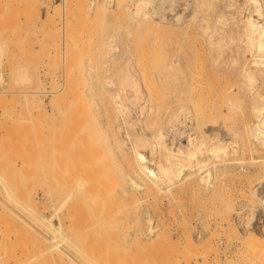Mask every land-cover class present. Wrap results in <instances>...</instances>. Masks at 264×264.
I'll list each match as a JSON object with an SVG mask.
<instances>
[{
    "label": "rangeland",
    "instance_id": "1",
    "mask_svg": "<svg viewBox=\"0 0 264 264\" xmlns=\"http://www.w3.org/2000/svg\"><path fill=\"white\" fill-rule=\"evenodd\" d=\"M65 1L66 3L64 4ZM89 1L90 0H0V78L2 77L0 79V176L2 175L3 178H0V183L2 182L0 185V211H4L0 213V264H158V262L159 264H164L162 262L166 261L165 256H167V250L170 251L168 254H170L171 251L173 253L169 256H174L178 253V251L175 252L176 254L174 253V250L176 251L177 249H174L173 246L175 245H172L174 244L172 242L176 241L175 244L178 243V246L183 245V234H185L186 231L191 236L193 243L196 242L197 244H200H198V246H195L197 244H194L195 248H199V251L197 249L192 251H198L199 255L201 256H196V254L193 253L188 264H194V262L197 260L198 261L195 262V264H205L206 262V264H264V262H262L264 261V256H262V254H264V249H262L264 248V237H262L264 236V231H262L264 230V225H262L264 224V198H253L249 194L250 191H247L248 188L252 191L254 186H256L255 191L258 194L264 196V181H260V174H264V164H261V162L264 163V160L260 161V158L264 157V149L261 148L257 141L250 138V136H248V138L244 130V127L247 125V127H249L250 122H253L254 120V114L251 111V101L249 98L250 85L248 86V83L245 81L243 76V69L247 67L246 70H249L250 68H253V66H250V64L247 63L250 51L248 53V50L241 48V46H243V36L239 34V28L242 26L241 18L243 14L247 12V8L249 7L248 1L176 0L175 2V0H173L174 2L172 5H165V10L167 9L165 15H172L174 13L179 14L180 12L181 21L179 20V23L181 24L178 26L181 30L185 29L186 27V31H184L186 33L185 38H187L179 41L180 43L178 42L177 46L180 45L181 47H174L176 48L177 53L183 56V58H189L190 62L187 63V61L184 59L186 63L184 64L185 66L182 68V70L176 71L177 77L174 78L176 82L180 83L179 85L177 84L178 90L180 89V94L181 92L182 95L183 93L185 94V96H182L178 93L182 100L176 102V104L179 103V105L184 104L183 109L185 110L183 115L185 116L186 122L184 121V123H182L180 130H184L185 133L188 131H193L195 133H193V135H196L197 137H205L206 140L209 138L206 136V134H209L210 137H213L214 134L215 136L218 135L219 137L221 136V138L229 139L228 137L230 134L236 132L238 135L236 133L234 134L236 135L235 138H237L239 146L238 151L234 152L230 150L228 152V158L230 159L227 160V164H222V166H220L221 168H224L225 171H227L221 176V178L215 181V184L210 188L205 189L204 185L197 179L196 183L198 185H196L199 188H197V186H193V188L190 185H185L182 183L183 185L177 184L172 186L170 188L171 191L168 190L166 193L164 191H159L156 188H147L146 190L145 187L142 188L143 190H132L128 178L129 173L126 172L127 170H125L123 167L122 162L119 161L120 159L116 157L110 158L109 156L106 158V155L108 154L104 146V144H106V134H108L106 132L108 131L107 125L109 123V118L113 115L116 116L117 114L114 104H112L111 100L110 102L109 99H107L112 93H114V90L121 93V96L123 95L126 97H123V99H126V106L129 108L131 106L136 107V109L134 108L136 112H133V107L130 108L131 110L129 109V113L131 114L129 115L131 118H128L132 120L137 118V120L134 119V121H137L138 124L140 123L143 125L142 122L146 118L145 115H149L147 118L150 121H154L155 119L157 120L158 116H161V118L165 119L166 115H168V109L166 110L163 108H158L156 106V101L154 100L155 95L153 85L155 82V47L152 41L154 36L153 33H155L154 29L156 28L155 22L158 20V18L154 15H150V19L144 20H150V22L153 20L152 24L155 26L150 23L152 25L151 26L148 24L149 27L151 26L150 28L147 26L141 28L137 27L135 25L136 22L127 16V8H123V11H120V14L117 12L118 9H116L117 14L115 13V10H113L114 12H108L109 14L107 16H102L98 14L97 11H95L97 9H94L95 7L93 8ZM94 1H96L95 3L97 7L98 4L101 5L102 3L108 6L109 2H111L109 0ZM125 1L128 5L127 7H130L128 4L129 1ZM95 3L93 6H95ZM56 6L61 8L59 11L53 12L54 9L56 10ZM193 11L195 15L192 13ZM220 14H222V22L219 20L216 21L218 17L217 15ZM126 16L129 18V20ZM163 19L165 20L167 18ZM130 20H132L135 24H131L132 21ZM182 23H184L183 25H185V27H183ZM186 50L188 53L185 52ZM177 72L181 73L178 74ZM191 72L195 73L191 74ZM184 74L187 75V78L186 75L183 76ZM179 76H182L185 79ZM194 76L201 79H197L196 81ZM191 78L193 79L191 80ZM181 79H183V83ZM192 81H194L195 84H193ZM190 82L193 87L192 85H189ZM189 86L192 88L188 90ZM191 90H194V92L192 93ZM261 90H264V87H262ZM189 91L191 95V97H189L192 102L188 101L190 100L188 98ZM195 94L196 97L194 98ZM40 98L43 102V106H40V109L32 107V102L30 103V101H33V99H36L37 101ZM61 99L63 103L62 101L60 103ZM185 99L187 100L186 102H184ZM195 99L198 102H196ZM76 100L78 101L77 105L74 103ZM27 101L28 103H26ZM106 101H109L110 103ZM72 103L75 104V107H73L74 109H72ZM192 103H196V107H193L194 104ZM100 105H102V107ZM68 107L71 109H67ZM64 108L67 110V113L66 111H58L61 109L64 110ZM193 108H198L197 110L199 112L197 110L194 111ZM59 112L64 113L61 114ZM205 112L208 113L209 117ZM150 113L154 115L152 116ZM199 113H201V115ZM64 115L66 117H64ZM202 117L203 119H200ZM213 117L214 120L216 119V121H213L214 126L212 121L210 122ZM96 119L97 122L95 121ZM205 119H208V121H203ZM198 121L200 122L198 123ZM94 122H96V124ZM137 123L134 125V127L137 126L136 129H138L140 125ZM63 128L68 130L65 132L66 134H64L65 130ZM83 128L86 131H83V133L80 135L79 129L81 131ZM72 131H75V134ZM96 131L99 136H97L95 133ZM212 131L215 133L210 134ZM84 132L86 134L89 132V134L84 136ZM150 133L151 130L146 129V136H149ZM61 134H64L65 137L61 136ZM75 135L80 137H77L79 140L73 139L76 138ZM91 135H95L96 137ZM182 135L184 136V134ZM69 136L72 137L73 141L75 140L76 144L72 141L71 144H68V141L70 143L69 139H71ZM64 140L65 142H62ZM96 141H98L100 145H98V142L96 143ZM85 142L87 143V146H89L90 143L96 146H89L90 148L88 147L87 150L85 148L86 145L84 146L83 144ZM48 143H51V145ZM79 144H82V147L84 146L83 150L85 148L84 156L82 155L83 152L82 149H80L81 145ZM67 145L71 146L70 148L73 146V152L71 151L73 156L71 157H74V154L77 152L75 154L76 158L69 157V152L66 151V154L65 151H63V149H70L67 148ZM75 145H77L76 147L78 149L76 150L75 148L76 151L74 152ZM49 148H51V152ZM144 148L145 149L140 147V150L142 149L141 152L147 159H151L149 148L147 146ZM59 149V152L62 150L65 153V156L68 155L67 160L65 157H63L65 162L64 159H62L63 152L61 153L59 159V152H57ZM90 149H97L96 151L93 150L94 160L93 157H91L92 155H90L92 153H90ZM78 150L80 151L79 154ZM72 153H70V155ZM94 154L95 156L97 155L96 158ZM101 154L103 155L100 157ZM87 155L88 158L86 159ZM204 157H206V155ZM70 158L72 160L75 159L73 160L75 161V163L73 162L74 167L72 164H69L71 163ZM89 158L92 159L91 163L95 161L93 163H96V165L93 164V168L98 169V171H95L93 168H91V163H88L91 160ZM98 158L101 159L102 162L104 160L102 167L101 164H99L101 161ZM68 159L70 161L69 163ZM80 159H82V162ZM108 159H111L112 161L115 159L112 163L116 166H111L112 164H109L110 162L108 163ZM116 159H118V161H116ZM106 160L109 165H105ZM83 161L85 164L88 163L86 165H91V167L85 165L88 170H86V167H84ZM2 162L5 163V166ZM218 163L223 162L219 161ZM62 165H64V167H62ZM76 166L77 168H75ZM108 166H111V168L109 167L111 171H108L110 173L106 172ZM72 167L75 168V170H73L75 171L73 175H75L74 179H72L73 176H69L72 179L69 181L70 178L66 179L63 177H65V172L66 176L69 172H72ZM208 167L210 173L213 174L216 171L214 163L210 162ZM79 170L83 173H81ZM84 171H88L86 175ZM92 171L94 172L92 173ZM102 171L105 173V175L102 173ZM89 173L93 175L90 176ZM114 173L118 175L115 176ZM83 174L88 176L90 181H87V177H83ZM68 175H70V173ZM109 176L111 177L110 179H112L109 180L110 182L107 179ZM256 178H259L258 180L260 182H258ZM53 180H55L56 183L55 181L53 182ZM66 180H68L67 183ZM101 182H104L105 185L103 183L101 184ZM217 182L219 183L217 184ZM80 183L82 184L78 189ZM107 184L108 186L112 187L106 188L108 187L106 186ZM4 187H6L8 190L11 189L10 192L13 191L12 193H14L16 196L20 190L24 193L19 192L20 195L16 197L17 199H10L6 195V188ZM184 187H187V189ZM190 187L194 190H192ZM84 188H86V192L89 191L87 192L88 194L84 193ZM93 188L96 189L93 190ZM111 189H113L112 191L114 193L111 191ZM59 190L61 193L64 190L72 191V193H70L71 191L69 192L70 197L68 200L71 201L72 204L73 201H76L79 204V202L76 200L77 198H75L78 196L76 194H80L82 196L83 194L84 196L87 195L85 197L86 199L84 200L89 199V202L94 200L92 204L89 203L90 205L85 201L84 205L86 208H84L83 211L81 208L82 205L80 207L79 204L81 212H83V215L85 214L83 217L85 221L87 220L86 223L83 217L81 218L82 213L77 212L79 211L78 206H73V208L70 205L71 207L68 206V208H73V210L76 207L78 208L77 210L75 209L74 215L75 217L80 216L82 225L88 224L92 220L94 222L91 223L97 222V226H95L96 229H93L95 231L88 229L87 231H84L83 235L81 234L82 237H72L66 242H61L59 238L52 242L53 240L50 239L52 236L47 232V236H45V230L40 227V223L35 215H49L50 210L48 208L49 206H47L48 199L46 201V194H48V192L51 193L52 202L54 205H56L58 201L57 198H60L61 195V193L57 192ZM102 190H106L105 193ZM108 190L110 192L107 194L106 192ZM96 191L101 192L102 194ZM111 192L114 195H112ZM53 193H57L58 195H54ZM115 193L117 195L116 197ZM129 194H132V196L130 195L128 198ZM101 197H104L105 199H102ZM97 198L99 202H95ZM117 198L120 200H118L119 204L122 203V207L121 205H118V202L116 204L119 207L115 204ZM106 199H109L110 202L113 201L114 204L112 202L110 203L109 200L108 203L106 202L107 204H105ZM13 200L16 202H13ZM101 201L104 203H101ZM44 202L46 203L47 207L44 206ZM96 203L102 204L101 206L107 205L110 211H108V207H106L107 209L104 207L106 210L102 211L100 204L98 205ZM74 204L76 205V203ZM93 204L97 207L95 208ZM90 206L96 211H98L97 208L99 209L101 207V211L99 213L103 217L107 213L109 214L105 216L107 217L106 219H108V216L109 218H112L111 212L113 211V215H115L113 218L116 217V219L115 221H112L111 219L109 223L112 221L114 222L113 224H118L117 229L119 235L117 234L116 236L113 233V235L106 234L109 236V239L108 237L106 238V235L103 236L104 238L100 237L103 243L99 241L101 239H96V236L100 235V233L103 235L105 233L104 231L109 233L110 230L108 231L107 227L112 228L113 224L110 223L112 225L108 226L109 223L106 224V220H103V217L99 214L98 215L101 216L99 218H101L103 221H101L99 218L97 219L95 214L96 211H92L93 208L91 209ZM113 206L114 208L117 206L121 210H119V213L117 212L119 215L115 214L118 208L113 210ZM232 207L233 209L231 210ZM70 208L69 214L72 212V215H70L73 217V210ZM109 212L111 213V216ZM30 214H32L33 217ZM92 214L94 215L92 216ZM147 215L151 216L152 221L155 222V227L158 226L155 233H159L161 231V236L157 234V236L159 235L158 237L160 239H165V235H168H166V238H168L165 240L167 242L166 244H169L170 250H166L165 248L162 249V247L167 246L163 245L165 240L161 239V241L159 239V241L158 238L156 239L155 236H152L153 234L147 235V238H140L142 239L140 241L143 243V245L144 243L145 245H148H146V249L149 247L148 250L144 248V251L146 250L144 253L142 250L136 247V243L134 244L135 238L129 240L130 237L128 234L132 233V229L135 227H133V224L136 225L137 221L138 223H144ZM94 216L96 217L97 221L94 219L91 220V218ZM225 219L229 222H227ZM99 220L100 224H102L101 229L104 223V226L106 225V227L103 226L105 230L102 229L104 233L102 230L98 231L99 228L97 227L100 226L98 224ZM120 221L122 224H120ZM228 223H232L234 225L236 224L235 226L237 227V232H232ZM127 224L129 227H132L129 228ZM124 225H126L125 228H123ZM226 226L228 227L226 228ZM120 227L122 229H120ZM115 228L116 227H113V230ZM225 229L228 231V233ZM113 230H111V232H113ZM122 230L124 233L127 232L128 234L126 233L127 235L124 236L123 232H121ZM92 232L96 234H93ZM163 232L165 235H163ZM248 232H256L258 235H260V239H258L260 242L257 241V243L260 245L256 244L257 247L256 245L251 246L254 247L253 250L252 248H246L242 243L240 245L241 240L238 239L246 237L245 235ZM229 233L230 235H228ZM84 234L88 239H84ZM120 234H122V238ZM236 236L240 237L237 238ZM94 239L96 241L98 240L97 244L96 242L95 244L93 243ZM153 240H156V242L158 240L159 243H161L159 244L161 248H158L159 245L156 246L158 249H162L161 251L154 249L156 244ZM58 242L61 246H57V244H59ZM123 242H125L124 246ZM153 242L155 245H153ZM79 243L81 246L83 243L84 247H80ZM117 243H119L118 249L121 248L119 249V254L117 252L118 249L116 250ZM148 243H150V245ZM170 243H172V247ZM205 243L208 244L205 245ZM129 244L132 246L130 247ZM202 245H204V247ZM133 246L135 248H133ZM122 247H128L131 250ZM73 248H81L80 250L82 252L76 251ZM87 249L88 251H86ZM113 249V254L107 253V251L110 252ZM134 249L136 250L134 251ZM149 250L152 252L149 253L150 256L153 254V256H151L153 259L147 253ZM84 251L86 253H84ZM154 251H156V253H153ZM162 251H165V253H162ZM140 252L142 253L141 255ZM204 252L209 253L204 254ZM240 254L241 256H239ZM143 255L146 256L148 261L146 259H142ZM157 255L159 258H156ZM205 255L206 257H204ZM162 256L164 258H162ZM193 256H195L196 259H194ZM154 259H158V261ZM170 259L168 258L167 262H169V264L170 262L173 264L174 262L172 263V260L170 261ZM201 259L202 261H200ZM258 259L259 262H257Z\"/></svg>",
    "mask_w": 264,
    "mask_h": 264
},
{
    "label": "bare ground",
    "instance_id": "2",
    "mask_svg": "<svg viewBox=\"0 0 264 264\" xmlns=\"http://www.w3.org/2000/svg\"><path fill=\"white\" fill-rule=\"evenodd\" d=\"M109 1H111V2H109V5L108 6H106V5H104V3H102L101 5H99L98 3V7L96 6V1H94V0H90L89 2H90V4H91V6L94 8V9H97V10H95V11H97V13L98 14H100V15H102V16H107L109 13L108 12H114L113 10H115V13L117 14V12H119V14H120V11L122 12L123 11V8H127V11H128V13H126V14H128L127 16L128 17H130L131 19H133L135 22H136V24L132 21V20H130V21H132L131 22V24L132 23H134L137 27H149L148 26V24H152L153 22V20L150 22V20L149 21H146V20H144V19H150L149 17H150V15H154V16H156L157 18H158V20L155 22V25H156V28L154 29L155 30V33H153V44H154V47H155V62H154V64H155V82H154V95H155V97H154V100L156 101V106L158 107V108H163V109H168V111H167V113H168V115H166V118L164 119V118H161V116L159 117L158 116V118H157V120H156V122L154 123V121H150L147 117H149V115H145L146 116V118L144 119V121L142 122L143 123V125L142 124H138L137 123V121H134V119H136L137 120V118H134L133 120L132 119H130L131 117H130V108L131 107H133V106H131L130 108L128 107V106H126V97L125 96H121L120 94L121 93H119L118 91L116 92L115 90L113 91L114 93H112L110 96H109V98H107V99H109V101L111 100L112 101V104H114V106H115V108H116V110H117V114H116V116L115 115H113V116H111L110 118H109V123H108V125H107V132L106 133H108V134H106L107 135V138H106V140H105V143L106 144H104V146H105V150H106V152H107V154L108 155H106L107 157L106 158H108V156L111 158V157H113V158H118V159H120L119 161L120 162H122V164H123V167L125 168V170H127L126 172H128L129 173V181H130V185H131V188H132V190H140V189H142V188H144L145 187V189L147 190V188H149V189H153V188H156L157 190H159V191H164L165 193H166V191L168 192V190H170L171 191V187L172 186H174V185H177V184H182V183H184L185 185L187 184V185H190L191 187H195V186H197L198 184L196 183V180L198 179L203 185H204V188L205 189H208V188H210L211 186H213L214 184H215V181H217L219 178H221V176L222 175H224V173L227 171H225V169L224 168H221L220 166H222V164H227V160L228 159H230V158H228V152L231 150V151H234V152H236V151H238L239 149H238V140H237V138H235V134L234 133H236V132H233L232 134H230V136L228 137L229 139H224V138H221V136L219 137L218 135V137L217 136H215L213 133H215V132H213L212 131V133L210 132V134H213V137H210V135L208 134H206V136L207 137H209L207 140L205 139V137H197L196 135H193V131H186L187 133H185L184 132V130H180L181 129V126H182V123H184V121H185V116L183 115L184 114V109H183V105L184 104H182V105H179V103L178 104H176V102H178V101H181L182 99H181V96H179L178 95V93L180 94V92H179V90H178V85L180 84L179 82H176L175 80H174V78H176L177 77V74H176V71H180V70H182V68L185 66L184 64H186L185 63V60L187 61V63H190L189 62V58H183V56H181L179 53H177V51H176V48H174V47H176L177 45H178V42L179 41H182V40H184V39H186L185 38V36H186V33H185V31H186V27H185V25H183L184 23H182V25H183V27H185V29H183V30H181L180 29V27L178 26V25H180L181 23H179L181 20H180V18H181V13L179 12V14L178 13H174V14H170V15H165V13L167 12V9L165 10V5L166 4H171L172 5V3L174 2L173 0H128L129 2H128V4L130 5V7H127L128 5L126 4V1L124 0V2H123V0H109ZM202 1V0H201ZM231 1V0H230ZM248 1V3H249V7L247 8V12L245 13V14H243V16H242V26L239 28V34H241L243 37H242V40H243V46H241V48L242 49H244V50H248V53H249V51H250V54H249V59H248V64H250V66H253V68H250L249 70H246V68H244L243 69V76H244V79H245V81L248 83V86L250 85V87H249V98H250V101H251V111H252V113L254 114L253 116H254V120H253V122H250V124H249V127H244L245 129V134L247 135V137L248 136H250V138H252L253 140H255V141H257V143L261 146V148L262 149H264V90H261V88L262 87H264V0H247ZM175 2H176V0H175ZM243 2V1H242ZM66 3V1L64 2V4ZM94 3H95V6H93L94 5ZM100 3V2H99ZM60 4V3H59ZM186 4V3H185ZM243 4V3H242ZM55 6V5H54ZM59 6V5H58ZM58 6H56V10L54 9L53 10V12H56V11H59L60 10V8L61 7H58ZM60 6H65V5H60ZM243 6V5H242ZM248 6V5H247ZM58 9V10H57ZM63 9V8H62ZM116 9H118L117 10V12H116ZM246 10V9H245ZM99 11V12H98ZM110 12V13H111ZM171 12V11H170ZM169 12V13H170ZM191 12V11H190ZM124 13V12H123ZM194 15H195V13H194V11L192 12ZM168 14V13H167ZM192 14V16L194 17V15ZM237 15V14H236ZM113 16H114V13H113ZM121 16V15H120ZM126 16V17H127ZM167 16V17H166ZM191 16V17H192ZM218 16V17H217ZM216 17H217V19H216V21L217 20H219V21H221V19H222V14H220V15H217ZM239 16V15H238ZM127 17V18H128ZM155 18V17H154ZM163 18H167V19H163ZM128 20H129V18H128ZM155 20V19H154ZM180 20V21H179ZM215 21V22H216ZM218 21V22H219ZM222 22V21H221ZM241 22V21H240ZM129 24V23H128ZM150 24V25H151ZM153 26H155L154 24H152ZM151 25V26H152ZM150 26V27H151ZM149 27V28H150ZM182 27V28H183ZM152 30V29H151ZM185 30V31H184ZM142 31V30H141ZM153 31V30H152ZM203 31V30H202ZM152 36V35H151ZM241 40V41H242ZM210 41V40H209ZM112 43V42H111ZM180 43V42H179ZM152 45V44H151ZM177 47H181L180 45L179 46H177ZM0 49H1V46H0ZM179 49V48H178ZM197 49V48H196ZM184 50V49H183ZM123 51V50H122ZM181 51V50H180ZM0 52H1V50H0ZM185 52H187L188 53V51L186 50ZM117 53V52H116ZM121 53V52H120ZM200 53V52H199ZM186 54V53H185ZM1 55V54H0ZM154 55V54H153ZM186 55H188V54H186ZM185 55V56H186ZM185 59V60H184ZM198 59H199V57H198ZM110 60V59H109ZM154 61V60H153ZM198 61V60H197ZM111 62H112V60H111ZM195 64V63H194ZM188 65H190V64H188ZM143 67V66H142ZM188 67V66H187ZM194 69H196V68H194ZM152 70V69H151ZM188 70V69H187ZM192 71V70H191ZM178 73V72H177ZM181 73V72H180ZM180 73H178V74H180ZM183 73H184V71H183ZM182 73V74H183ZM195 73V72H194ZM193 72H191V74H194ZM197 73V72H196ZM186 74H184L183 76H185ZM223 75V74H222ZM193 76V75H192ZM192 76H190V77H192ZM179 77H181V78H183V79H185L184 77H182V76H179ZM178 77V78H179ZM2 78V77H1ZM0 78V79H1ZM151 78V77H150ZM186 78H187V75H186ZM189 78V77H188ZM123 79V78H122ZM183 79H181V81H182V83H183ZM193 78H191V80H192ZM194 79L197 81V79H199V78H196V76H194ZM201 79V78H200ZM199 79V80H200ZM258 79H259V81H258ZM194 80V81H195ZM198 80V81H199ZM127 81V80H126ZM185 81V80H184ZM194 81H192L193 82V84H195V82ZM244 81V80H243ZM121 82V81H120ZM186 82H187V79H186ZM188 82H189V80H188ZM259 82V83H258ZM181 83V84H182ZM197 83V82H196ZM121 84V83H120ZM178 84V85H177ZM133 85V84H132ZM184 85V84H183ZM187 85H188V83H187ZM189 85H192L191 84V82H190V84ZM120 86V85H119ZM185 86V85H184ZM181 87V86H180ZM190 87V86H189ZM188 87V90L189 89H191L192 87H193V85H192V87H190L189 88ZM195 87V86H194ZM111 88V87H110ZM196 88V87H195ZM195 88H193V89H195ZM182 89H183V87H182ZM223 89V88H222ZM120 90V89H119ZM185 91V90H184ZM183 91V92H184ZM192 91V90H191ZM222 91H224V90H222ZM112 92V91H111ZM110 92V93H111ZM194 92V90L192 91V93ZM186 93V92H185ZM196 93H197V91H196ZM233 93V92H232ZM235 93V92H234ZM124 94V93H123ZM206 94V93H205ZM180 95H182V92H181V94ZM183 95L185 96V94L183 93ZM182 95V96H183ZM223 95V94H222ZM57 96V95H56ZM187 96V95H186ZM191 97V95H190V91H189V95H188V98L190 99V97ZM214 96V95H213ZM217 96V95H216ZM89 97V96H88ZM123 97H125L124 99H125V101H124V99H123ZM193 97V96H192ZM196 97V94L194 95V98ZM56 98H58V97H56ZM150 98H151V96H150ZM217 98V97H216ZM53 99H54V96H53ZM59 99V98H58ZM78 100H80L79 98H77ZM89 99V98H88ZM128 99V98H127ZM218 99V98H217ZM82 100V99H81ZM183 100H184V98H183ZM196 100V99H195ZM197 100H198V98H197ZM196 100V102H198ZM29 101V100H28ZM28 101L26 102V103H28ZM55 101V100H54ZM53 101V102H54ZM61 101H62V99L60 100V103H61ZM65 101V100H64ZM109 101H106V102H109ZM110 101V102H111ZM187 100L185 99V101L184 102H186ZM188 101H190V102H192L191 101V99L190 100H188ZM32 102V103H31ZM101 102V101H100ZM109 102V103H110ZM148 102H149V100H148ZM193 102H194V100H193ZM30 103H31V105H32V107H35V108H39L40 106L42 107L43 106V102H42V100H41V98L40 99H38L37 101H36V99H33V101H30ZM29 103V104H30ZM62 103H63V101H62ZM74 103H76V105H77V103H78V101L76 100V101H74ZM89 103V102H88ZM91 103V102H90ZM105 103V102H104ZM133 103V102H132ZM56 104V103H55ZM67 104V103H66ZM73 104V103H72ZM80 104V103H79ZM78 104V105H79ZM107 104V103H106ZM131 104V103H130ZM129 104V105H130ZM136 104V103H135ZM181 104V103H180ZM192 104H194V103H192ZM196 104V103H195ZM195 104L193 105V107L195 106ZM58 105H59V101H58ZM63 105V104H62ZM75 104H73L72 105V109H74L73 107H75L74 106ZM132 105V104H131ZM189 105H190V103H189ZM55 106V105H54ZM61 106V105H60ZM64 106V105H63ZM101 107H102V105H100ZM107 106V105H106ZM111 106V105H110ZM109 106V107H110ZM152 106V105H151ZM40 107V108H41ZM71 107V106H70ZM100 107V108H101ZM104 107V106H103ZM138 107V106H137ZM156 107V108H157ZM196 107V106H195ZM39 108V109H40ZM55 108H57V107H55ZM66 108V107H65ZM64 108V110H58V111H66V113H67V110ZM107 108V107H106ZM134 108L136 109V107L134 106L133 107V112L135 111L134 110ZM148 108V107H147ZM150 108V107H149ZM210 108V107H209ZM58 109V108H57ZM67 109H71V108H67ZM130 109V110H129ZM194 109V111L195 110H197V109H195V108H193ZM76 110V109H75ZM81 110V109H80ZM80 110H79V112H80ZM89 110H91V109H89ZM113 111H115L114 109H112ZM57 111V112H58ZM69 111V110H68ZM109 111V110H108ZM146 111V110H145ZM149 111V110H148ZM159 111V110H158ZM161 111V110H160ZM198 111V110H197ZM197 111H196V113H197ZM61 112H59V113H61ZM76 112V111H75ZM82 112V111H81ZM133 112H132V114H133ZM136 112V111H135ZM147 112V111H146ZM145 112V113H146ZM164 112V111H163ZM199 112V111H198ZM209 112V111H208ZM48 113V112H47ZM64 113V112H63ZM63 113H61V114H63ZM105 113V112H104ZM186 113H187V111H186ZM185 113V114H186ZM194 113V112H193ZM206 113V112H205ZM219 113V112H218ZM225 113V112H224ZM71 114H73V113H71ZM77 114V113H76ZM130 114V115H129ZM151 114V113H150ZM158 114V113H157ZM200 115H201V113H199ZM207 114V116H208V113H206ZM66 115V114H65ZM64 115V117H66ZM78 115H79V113H78ZM92 115V114H91ZM152 115V114H151ZM154 115V114H153ZM152 115V116H153ZM194 115V114H193ZM219 115V114H218ZM225 115V114H224ZM47 116V115H46ZM52 116V115H51ZM68 116V115H67ZM74 116H76V115H74ZM183 116H184V119H183ZM60 117H61V115H60ZM63 117V118H64ZM82 117H83V113H82ZM86 117V116H85ZM84 117V118H85ZM128 117H130V118H128ZM201 117V116H200ZM204 117V116H203ZM203 117L202 118H200V119H203ZM209 117V116H208ZM73 118V117H72ZM79 119H81L80 117H78ZM92 118V117H91ZM197 118V117H196ZM195 118V119H196ZM94 119H95V116H94ZM195 119H193V120H195ZM87 120V119H86ZM86 120H85V122H86ZM91 120V119H90ZM106 120V119H105ZM140 120V119H139ZM192 120V121H193ZM198 120H199V118H198ZM71 121V120H70ZM77 121V120H76ZM75 121V122H76ZM79 121V120H78ZM96 122H97V119L95 120ZM196 121V120H195ZM201 121V120H200ZM200 121H198V123L200 122ZM203 121H208V119H205V120H203ZM202 121V122H203ZM212 121V124L214 123L213 121H216V119L214 120V117L212 118V120H210V122ZM80 122H82V121H80ZM79 122V123H80ZM89 122V121H88ZM96 122H94L95 124H96ZM108 122V121H107ZM139 122V121H138ZM186 122V121H185ZM209 122V123H210ZM223 122V121H222ZM83 123H84V121H83ZM135 123H137L138 125H139V127H138V129H136V127H134V125H135ZM98 125H100L99 123H97ZM180 126H179V125ZM247 124V123H246ZM78 125V124H77ZM81 125V124H80ZM84 125V124H83ZM82 125V126H83ZM183 125H185V124H183ZM201 125V124H200ZM81 126V127H82ZM213 126H214V124H213ZM68 127V126H67ZM66 127V128H67ZM184 127V126H183ZM203 127V126H202ZM64 129L65 131H64V134H66L65 132L66 131H68L67 129H69V128H67V129ZM75 128H76V126H75ZM93 128V127H92ZM99 128V127H98ZM185 128H186V126H185ZM90 129V128H89ZM146 129L147 130H151V133H150V135L149 136H146ZM187 129V128H186ZM190 129V128H189ZM169 130V131H168ZM48 131H50V130H48ZM82 131V132H81ZM81 131H80V129H79V134L81 135V133H83V131H86L84 128H83V130L81 129ZM98 131V130H97ZM97 131L95 132L96 134H97V136H99L98 135V133H97ZM242 131H243V129H242ZM73 132V131H72ZM75 132V131H74ZM73 132V133H74ZM92 132H94V131H92ZM99 132V131H98ZM217 132V131H216ZM62 133H63V131H62ZM68 133V132H67ZM85 133V132H84ZM94 133V134H95ZM100 133V132H99ZM204 133V132H203ZM242 133V132H241ZM64 134H61V136H64ZM75 134V133H74ZM79 134H77V135H79ZM86 134V133H85ZM84 134V136H87V134H89V132L85 135ZM103 134V133H102ZM102 134H100V135H102ZM105 134V133H104ZM182 134H184V136L182 135ZM195 134V133H194ZM237 134V133H236ZM48 135V134H47ZM77 135H75L76 136V138H73V139H77V140H79V136H77ZM83 135V134H82ZM203 135V134H202ZM238 135V134H237ZM240 135V134H239ZM243 135V134H242ZM83 136V137H84ZM91 136H95V135H91ZM109 136V137H108ZM65 137V136H64ZM70 137V136H69ZM77 137H79V138H77ZM89 137V136H88ZM96 137V136H95ZM223 137V136H222ZM243 137V136H242ZM50 138V137H49ZM63 138V137H62ZM71 139H69L70 140V143H69V141H68V144H71V141L73 142V143H75L76 144V142H75V140L73 141L72 140V137H70ZM87 138V137H86ZM94 138V137H93ZM101 138V137H100ZM249 138V137H248ZM64 139V138H63ZM82 139V138H81ZM80 139V140H81ZM89 139V138H88ZM68 140V139H67ZM76 140V141H77ZM84 140V139H83ZM98 140V139H97ZM102 140V139H101ZM247 140V139H246ZM60 141H61V138H60ZM244 141V140H243ZM62 142H65V140L64 141H62ZM61 142V143H62ZM83 142V141H82ZM87 142V141H86ZM83 143L84 144V146L86 145V149L88 150V147L89 146H93L94 144H92V143H90L89 144V146H87V143ZM91 142V141H90ZM94 142H95V139H94ZM98 141H96V143H97ZM249 142V141H248ZM73 143H72V145H73ZM89 143V142H88ZM95 143V144H96ZM49 144V143H48ZM62 144H64V143H62ZM92 144V145H91ZM244 144V143H243ZM49 145H51V143L49 144ZM79 145H81L80 147V149H82V152H83V156H84V152H85V148H84V150H83V147H82V144H79ZM98 145H100V143L98 142ZM97 145V146H98ZM240 145V144H239ZM48 146V145H47ZM63 146V145H62ZM61 146V147H62ZM66 146V145H65ZM64 146V147H65ZM68 147L67 148H70L71 146H69V145H67ZM77 145H75V147H74V152L78 149L77 147H76ZM96 145H94V147H95ZM145 146H147L148 148H149V150H150V155H151V159H147L146 157H145V155L141 152L142 151V149L140 150V147L142 148L143 147V149H145L144 147ZM48 147H50V146H48ZM99 147V146H98ZM240 147H242V146H240ZM72 148H73V146H72ZM72 148H70V149H63V151H65V153L67 154V152H69V157H71V156H73V149ZM75 148H76V150H75ZM90 148V147H89ZM244 148H246V147H244ZM51 148H49V150H50ZM72 149V150H71ZM79 149V150H80ZM104 149V148H103ZM48 150V151H49ZM68 150H70V151H68ZM78 150V154H79V151ZM94 150V149H93ZM93 150H91L90 149V155H92L91 157H93ZM97 150V149H96ZM96 150H94V151H96ZM98 150H100V149H98ZM102 150V149H101ZM243 150V149H242ZM60 151V149L57 151V152H59ZM62 150H61V152H59V159H60V156H61V153L63 152ZM67 151V152H66ZM72 151V152H71ZM255 151V150H254ZM50 152H51V150H50ZM81 152V153H82ZM101 152V151H100ZM65 153L63 152L62 154L64 155H62V159H64L63 157H65V159L67 160V157H68V155L67 156H65ZM70 153H72L71 155H70ZM77 153V152H76ZM75 153V154H76ZM88 153V152H87ZM86 153V154H87ZM96 153V152H95ZM101 153H103V152H101ZM75 154H74V157H71V158H76L75 157ZM77 154V155H78ZM100 154V153H99ZM52 155V154H51ZM103 154H101L100 155V157L102 156ZM206 155V157H204ZM49 156V155H48ZM47 156V157H48ZM94 156H95V154H94ZM248 156V155H247ZM51 157V156H50ZM80 157V156H79ZM97 157V155L95 156V158ZM99 157V158H100ZM104 157H105V155H104ZM70 158V159H71ZM82 158H85V157H82ZM88 158V155H87V157H86V159ZM98 158V159H99ZM112 158V159H113ZM51 159V158H50ZM65 159H64V162H65ZM78 159V158H77ZM89 159H91V158H89ZM104 159V158H103ZM118 159H116V161H118ZM73 160H75V159H73ZM72 159H71V163H69L70 161H69V159H68V163L69 164H72V166L74 167V163H75V161H73ZM79 160V159H78ZM81 160V162H82V159H80ZM93 160H94V157H93ZM100 161H101V159H99ZM111 160V159H110ZM109 159H108V163L109 164H112L111 166H113L114 164L112 163V162H114V160L112 161H110ZM238 160V159H237ZM261 160H264V157H262V158H260V161ZM52 161V160H51ZM59 161V160H58ZM57 161V162H58ZM87 161V160H86ZM91 161H92V159L90 160V162H88V163H91ZM99 161V162H100ZM223 162V163H218V162ZM63 162V163H64ZM74 162V163H73ZM93 162H95V161H93ZM91 163V165H92V167H91V165H86V164H88V163H84V161H83V163H84V167H86V166H90L91 168H93V164L94 165H96V163ZM102 162V161H101ZM99 163V164H101V167H102V165H103V162H104V160H103V162L102 163ZM210 162H212V163H214V167L216 168V171L212 174V173H210V171L208 170V164L210 163ZM259 162V161H258ZM3 164H4V166H5V163L4 162H2ZM107 163V160H106V163H105V165H109ZM118 164H120L119 162H117ZM117 163H115V164H117ZM117 164V165H118ZM261 164H264V163H262L261 162ZM2 165V164H1ZM50 165V164H49ZM79 165H80V163H79ZM86 165V166H85ZM211 165V164H210ZM71 166V165H70ZM99 166V165H98ZM111 166H108L107 167V171L106 172H108L109 170H110V168H111ZM114 166H116V165H114ZM50 167V166H49ZM62 167H64V165H62ZM68 167V166H67ZM71 168V171L72 172H69L70 173V175H68L67 174V176H66V172L65 171H63V172H65V177H63V178H66V179H68V178H70L69 176H73L72 177V179H74V175H73V173L75 172V171H73V170H75V168H77V166L75 167V168ZM81 167H82V165H81ZM101 167H98V168H101ZM110 167V168H109ZM51 168V167H50ZM69 168V167H68ZM103 168H104V166H103ZM109 168V169H108ZM123 168V169H124ZM94 169V168H93ZM92 169V170H93ZM118 169V168H117ZM70 170V169H69ZM80 170H81V168H80ZM79 170V171H80ZM85 170V169H84ZM86 170H88L87 169V167H86ZM95 171L97 170L98 171V169H94ZM113 170V169H112ZM1 171V170H0ZM62 171V170H61ZM77 171V170H76ZM78 171V172H79ZM111 171V170H110ZM118 171V170H117ZM49 172V171H48ZM81 172V171H80ZM85 172V171H84ZM88 172V171H87ZM87 172H85V175L87 174ZM94 171H92V173H93ZM100 172V171H99ZM114 172V171H113ZM116 172V171H115ZM71 173H72V175H71ZM81 173H83V172H81ZM98 173V172H97ZM102 173H104L103 171H102ZM108 173H110V172H108ZM117 173V172H116ZM116 173H114L115 174V176H117L118 174H116ZM119 173V172H118ZM51 174V173H50ZM62 174V175H63ZM112 174V173H111ZM80 175V174H79ZM82 175V174H81ZM84 174H83V177L85 176ZM89 175L90 176H92L90 173H89ZM96 175H98V174H96ZM101 175V174H100ZM104 175H105V173H104ZM107 175H109V174H107ZM261 175V179H260V181H264V177H262V176H264V174H260ZM99 176V175H98ZM110 176H112V175H110ZM109 176V178H107L108 179V181L109 180H112V179H110L111 177ZM9 177V176H8ZM47 177H48V175H47ZM82 177V176H81ZM85 177H87V181H90L89 179H88V176H85ZM114 177V176H113ZM0 178H2V175L0 176ZM7 178V177H6ZM93 178H95V177H93ZM102 178H103V176H102ZM3 179V178H2ZM49 179H51V178H49ZM48 179V180H49ZM53 179V178H52ZM71 178L69 179V181H71L72 180ZM86 179V178H85ZM105 179V178H104ZM114 179V178H113ZM257 179V178H256ZM259 179V178H258ZM257 179V180H258ZM5 180V179H4ZM102 180V179H101ZM106 180V179H105ZM115 180V179H114ZM128 180V179H127ZM55 180H53V182H54ZM63 181H65V180H63ZM67 181L68 180H66V183H67ZM86 181V182H87ZM259 180H258V182H260ZM9 182V181H8ZM91 182H93V181H91ZM110 182V181H109ZM113 182V181H112ZM117 182V181H116ZM125 182V181H124ZM220 182V181H219ZM219 182H217V184L219 183ZM2 183V182H1ZM1 183H0V185H1ZM55 183H56V181H55ZM85 183V182H84ZM104 184V182H101V184ZM108 183V182H107ZM118 183V182H117ZM117 183H116V185H117ZM176 183V184H175ZM200 183V184H201ZM247 183V182H246ZM262 183V182H261ZM261 183H259V184H261ZM48 184H50V183H48ZM81 184L82 183H80L79 185L80 186H78V189H79V187H81ZM100 184V183H99ZM197 184V185H196ZM249 184V183H248ZM3 185V184H2ZM13 185V184H12ZM52 185V184H51ZM64 185V184H63ZM78 185V184H77ZM90 186H92L91 184H89ZM105 185V184H104ZM103 185V186H104ZM109 185H110V183H109ZM119 185V184H118ZM183 185V184H182ZM257 185H258V183H257ZM4 186V185H3ZM19 186V185H18ZM48 186V185H47ZM53 186V185H52ZM85 186V185H84ZM87 186H88V184H87ZM86 186V187H87ZM106 186H108V184L106 185ZM115 186V185H114ZM113 186V187H114ZM248 186V185H247ZM64 187H66V186H64ZM94 187V186H93ZM102 187V186H101ZM109 187H112V186H108V187H106V188H109ZM190 187V188H191ZM193 187V188H194ZM255 187L256 186H254V189L251 191V189H247V191H250V195L253 197V198H256V199H262V198H264V196H262V195H260V194H258L255 190ZM3 188V187H2ZM4 188H6V187H4ZM18 188H20V187H18ZM67 188V187H66ZM105 188V187H104ZM185 188V187H184ZM189 188V189H190ZM193 188H191L192 190H194ZM197 188H199L198 186H197ZM196 188V189H197ZM218 188V187H217ZM253 188V187H252ZM10 189V188H9ZM63 189V188H62ZM65 189V188H64ZM74 189V188H73ZM81 189V188H80ZM86 188H84L83 190H85ZM89 189V188H88ZM87 189V190H88ZM92 189V188H91ZM90 189V190H91ZM94 189H96V188H93V190ZM115 189V188H114ZM185 189H187V187L185 188ZM214 189V188H213ZM245 189V188H244ZM11 190V189H10ZM10 190H8L7 188L5 189V193H6V195L11 199V198H16V197H18V195H20V193L19 192H23V191H19L18 192V194H17V196L14 194V193H12L13 191H11L10 192ZM17 190V189H16ZM72 190V189H71ZM70 190V191H71ZM76 190V189H75ZM110 190V189H109ZM107 191L106 193L108 194L110 191ZM113 189H111V191H112ZM130 190V189H129ZM143 190V189H142ZM155 190V189H154ZM184 190V189H183ZM50 191V190H49ZM70 191H67V190H64L62 193H61V191L59 190V191H57L58 193H61V195H60V198H57V204L56 205H54L53 204V202H52V195H51V193L50 192H48V194H46V201H47V199H48V205L47 206H49L48 208H49V210H50V213H49V215H35V217L38 219V221H39V223H40V227L43 229V230H45V233L47 232L48 234H50L51 236H52V238H50L51 240H53L52 242H54V240H56L57 238H59L60 240H61V242H66V241H69V239L70 238H72V237H76V236H81L82 237V235H83V233H84V231H87L88 229H92V231H95V230H93L94 228L96 229V227L95 226H97L96 225V223H91V222H94L92 219H94V220H96L97 221V219L99 218V217H101L102 215L99 213L100 211H101V207H102V211H104V210H106L107 208L106 207H108L107 205H104V206H101L102 204H100V203H96V204H100V208L98 209L97 208V210L98 211H96L93 207V210L92 211H96V216H97V219H96V217L94 216L93 218H91V220L92 221H90V223H88V224H85V225H82V221H81V218L85 215H83V212H81V210H80V207H81V205H82V211H83V209L84 208H86V206L84 205V203H85V201L86 202H88L87 204H89V203H91L92 204V202L94 201L93 199V201L91 202H89L88 200H84V199H86L85 197L87 196V195H85L84 196V194H83V196L82 195H80V194H76V195H78V196H74L75 198H77L76 200L79 202V204H80V207H79V204L76 202V201H73V204L74 203H76V205L74 204H72L71 203V201H68L69 200V195H70V193H72V191L70 192ZM74 191V190H73ZM92 191V190H91ZM101 191V190H100ZM104 193H105V191L104 190H102ZM219 191V190H218ZM17 192V191H16ZM70 192V193H69ZM87 192H89V191H87ZM86 192V190L84 191V193L86 194L87 193ZM96 192H98V191H96ZM113 192V191H112ZM111 192V193H112ZM145 192V191H144ZM148 192V191H147ZM156 192V191H155ZM180 192H181V189H180ZM24 193V192H23ZM22 193V194H23ZM77 193V192H76ZM98 193H101V192H98ZM110 193V194H111ZM114 193V192H113ZM112 193V195H114ZM141 193V192H140ZM172 193V192H171ZM28 194V193H27ZM54 195L56 194V195H58L57 193H53ZM88 194V193H87ZM102 194V193H101ZM118 194V193H117ZM139 194V193H138ZM147 194V193H146ZM5 195V196H6ZM54 195H53V197H54ZM80 195V196H79ZM93 195V194H92ZM92 195H91V197H92ZM106 195V194H105ZM118 195H120V194H118ZM130 195L132 196V194H129V196H128V198L130 197ZM135 195H137V194H135ZM163 195V194H162ZM178 195V194H177ZM26 196V195H25ZM31 196V195H30ZM71 196H73V195H71ZM82 196V197H81ZM94 196V195H93ZM103 196V195H102ZM107 196V195H106ZM110 196V195H109ZM117 195H116V193H115V197H116ZM150 196V195H149ZM191 196V195H190ZM95 197V196H94ZM97 197V196H96ZM112 197V196H111ZM114 197V198H115ZM173 197V196H172ZM249 197V196H248ZM72 198V197H71ZM75 198H74V200H75ZM80 198V199H79ZM81 198H82V200H81ZM88 198V197H87ZM102 199H105L104 197H101ZM114 198H112L113 200H115ZM134 198V197H133ZM17 199V198H16ZM19 199V198H18ZM32 199H34V198H32ZM79 199V200H78ZM100 199V198H99ZM110 199V198H109ZM109 199H106V201H105V204H107L108 203V200ZM136 199V198H135ZM176 199V198H175ZM28 200V199H27ZM54 200V199H53ZM84 200V201H83ZM119 198H117L116 199V202H115V204L118 202V205H121V207H122V203L121 204H119ZM124 200V199H123ZM127 200H129V199H127ZM15 200H13V202H14ZM18 201V200H17ZM36 201H37V198H36ZM56 201V200H55ZM98 201V198H97V200H95V202H97ZM132 201H133V199H132ZM200 201V200H199ZM261 201V200H260ZM16 202V201H15ZM68 202H70V203H68ZM81 202V203H80ZM99 202V201H98ZM103 201H101V203H102ZM107 202V203H106ZM109 202H110V200H109ZM112 203H113V201H111ZM110 202V203H111ZM124 202V201H123ZM231 202V201H230ZM21 203V202H20ZM34 203V202H33ZM40 203V202H39ZM104 203V202H103ZM126 203V202H125ZM41 204H42V202H41ZM44 206H46V203L44 202ZM78 204V205H77ZM95 204V203H94ZM93 204V206L96 208L97 206L96 205H94ZM114 204V203H113ZM147 204V203H146ZM43 205V204H42ZM73 207V206H78V208H79V211H77L78 213L80 212V213H82V215H81V218H80V216H78V217H75V215H74V211H75V209L77 210L78 208L76 207L74 210H73V208H70L71 206ZM90 205V204H89ZM117 205V204H116ZM117 205V206H118ZM245 205V204H244ZM46 206V207H47ZM68 206H70L69 208L70 209H72L73 210V217L71 216L72 214V212H70V214H69V208H68ZM83 206H85V207H83ZM109 206H110V204H109ZM115 206V205H114ZM114 206H113V208H114ZM115 207L116 209L119 207ZM124 206H126V205H124ZM131 206V205H130ZM243 206V205H242ZM1 207V206H0ZM22 207V206H21ZM23 207H25V206H23ZM106 209H105V208ZM120 207V208H121ZM240 207V206H239ZM253 207V206H252ZM90 208H91V206H90ZM91 208V209H92ZM115 208L113 209V210H115ZM157 208V207H156ZM3 209V208H2ZM26 209V208H25ZM126 209V208H125ZM233 209V207L231 208V210ZM239 209V208H238ZM28 210V209H27ZM47 210V209H46ZM89 210V209H88ZM118 210V211H117ZM116 210V212H115V214L117 215L118 213H119V208ZM219 210V209H218ZM91 211V212H92ZM108 211H110L109 210V207H108ZM107 211V212H108ZM111 211H112V209H111ZM121 211V210H120ZM234 211V210H233ZM237 211V210H236ZM1 212H4L3 210H1L0 211V213ZM6 212V211H5ZM25 212V211H24ZM87 212V211H86ZM93 212V213H94ZM118 212V213H117ZM27 213V212H26ZM43 213V212H42ZM76 213V212H75ZM110 213V212H109ZM112 213V218L110 217L109 218V216H108V219H106L107 217H105V216H107V214L106 215H104V217H103V220L105 219L106 220V224L107 223H109V221L112 219V221L114 220L115 221V219H116V217L115 218H113V216H115V215H113V211L111 212ZM111 213H110V216H111ZM29 214V213H28ZM77 214V213H76ZM101 215V216H99V215ZM120 214H122V213H120ZM7 215V214H6ZM8 215H9V213H8ZM31 216H32V214H30ZM94 214H92V216H93ZM109 215V214H108ZM119 215V214H118ZM146 215V214H145ZM4 216V215H3ZM10 216H12V215H10ZM77 216V215H76ZM88 216V215H87ZM121 216V215H120ZM2 217V216H1ZM33 217V216H32ZM86 217V216H85ZM126 217H128V216H126ZM120 218V217H119ZM222 218H223V216H222ZM80 219V220H79ZM83 219H84V217H83ZM100 220H101V218H99ZM121 219V218H120ZM131 219V218H130ZM145 219V218H144ZM100 220H99V227H97V228H99V230L98 231H100V230H102V229H104L105 230V228L104 227H106V225L104 226V224H103V226H102V229H101V225L102 224H100ZM103 220H101V221H103ZM107 220H108V222H107ZM118 220V219H117ZM166 220V219H165ZM218 220H219V218H218ZM217 220V221H218ZM222 220V219H221ZM226 220V219H225ZM81 221V222H80ZM84 221H85V219H84ZM110 222V223H114V222ZM123 221V220H122ZM142 221V220H141ZM227 221V220H226ZM36 222H37V220H36ZM87 222V220L85 221V223ZM119 222V221H118ZM227 222H229V221H227ZM226 222V223H227ZM233 222V221H232ZM109 223V225L108 226H111L112 224H110ZM126 223V222H125ZM155 222H153L152 221V218H151V216L150 215H147L146 216V220H145V222L144 223H138V221H137V224H136V221H135V224L136 225H134L133 224V232L132 233H127L128 234V236L130 237L129 238V240H132V239H134V244L136 245V247L137 248H139L140 250H142L143 251V253L144 252H146V250H148L149 249V247H148V249H146L147 248V246L145 245V243H144V245H143V243H141V241L140 240H142V239H140V238H143V237H145V238H147L148 236L147 235H152L153 237L155 236V238L157 239L158 238V240L160 239L158 236L160 235V232L159 233H155V231L157 230V227H155V224H154ZM161 223V222H160ZM182 223V222H181ZM84 224V223H83ZM120 224H122L121 223V221H120ZM115 225V226H114ZM160 225V224H159ZM228 225L230 226V229L232 230V232L233 231H236L237 232V227L234 225V224H232V223H228ZM262 225H264V224H262ZM122 226V225H121ZM125 226L126 225H124V227L123 228H125ZM127 226H128V224H127ZM113 227H116L115 229H117V227H118V224L116 225V224H113L112 225V228H109V227H107V229H108V231H109V233H111V234H109V233H107V231H104L103 232V230H102V232L104 233L103 235H101V233H100V235H98V236H96V239L98 238V239H101V238H104L103 236L104 235H113V234H115L116 236H117V234L119 235V233H118V229L117 230H113ZM129 227V226H128ZM127 227V228H128ZM132 226H130L129 228H131ZM203 227V226H202ZM219 227V226H218ZM223 227V226H222ZM228 226H226V228H227ZM163 228V227H162ZM120 229H122L121 227H120ZM185 229V228H184ZM203 229H204V227H203ZM111 230H113V232H111ZM126 230V229H125ZM159 230V229H158ZM161 230V229H160ZM226 230V229H225ZM186 231V230H185ZM213 231V230H212ZM227 231V230H226ZM262 231H264V230H262ZM89 232V231H88ZM96 232H97V230H96ZM117 232V233H116ZM121 232H123V230L121 231ZM236 232H234V233H236ZM43 233H44V231H43ZM44 233V234H45ZM47 233H46V235L45 236H47ZM93 233V232H92ZM113 233V234H112ZM126 233H124L123 232V234H124V236L125 235H127ZM169 233V232H168ZM227 233H228V231H227ZM231 233V232H230ZM230 233L228 234V235H230ZM82 234V235H81ZM93 234H96V233H93ZM92 234V235H93ZM157 234H159L158 236H157ZM214 234V233H213ZM236 234H238V233H236ZM90 235H91V233H90ZM106 235V238L108 237V239H109V236H107ZM121 235V238H122V234H120ZM163 235H165L164 234V232H163ZM162 235V236H163ZM167 235V234H166ZM166 235H165V239H167L166 238ZM115 236V237H116ZM157 236V237H156ZM161 236V235H160ZM168 236V235H167ZM183 236H184V244L183 245H180V246H178V243H176L175 244V242H172V243H174V244H172V243H170V245L172 244V245H175V246H173L174 247V249H177L176 251L174 250V253L175 252H177L178 251V253L176 254V255H172V256H169V255H171V254H173L172 253V251H171V253L170 254H168V252H170V251H168L167 249H169L170 247H169V244L167 245L166 243V240L164 239V238H161V239H164L165 240V243H163V245H167L166 247H168V248H166V247H162V249L163 248H165L166 250H167V252H166V255L167 256H165V254H164V256H165V262H162V263H164V264H169V262H167L168 260V258L170 259V257H171V259H170V261L172 260V263L173 264H188L189 263V260L191 259V255H193V253H195L196 254V256L198 255V256H200L199 255V248L197 249V248H195V246H198V244L195 242V243H193V240H192V238H191V236L189 235V233L186 231L185 232V234H183ZM246 237H244V236H242V237H244V238H242V239H240V238H238V237H240V236H236L239 240H241V242L240 241H238V242H240V245H241V243L246 247V248H252V250L254 249V247H251V246H253V245H256V244H259V243H257V241L258 242H260L258 239H260V235H258L256 232H248L246 235H245ZM50 237V236H49ZM83 237H85V234H84V236ZM92 237V236H91ZM101 237V238H100ZM115 237H113V238H115ZM207 237V236H206ZM206 237H205V239H206ZM262 237H264V236H262ZM105 238V239H106ZM112 238V237H111ZM120 238V237H119ZM118 238V239H119ZM120 238V239H121ZM154 238V239H155ZM80 239V238H79ZM84 239H88V238H84ZM125 239V238H124ZM124 239H122V240H124ZM153 239V238H152ZM160 239V240H161ZM181 239V238H180ZM183 239V238H182ZM208 239V238H207ZM228 239H230V238H228ZM75 240V239H74ZM111 240V239H110ZM122 240H121V243H122ZM157 240V242H158V244H157V242H156V240H153L154 242H155V244H154V242H153V245H155V248L154 249H158V248H161L160 247V245L159 244H161V243H159V241ZM170 240V239H169ZM76 241V240H75ZM98 241V240H97ZM97 241L94 239V244H95V242H96V244H97ZM100 242H102V239L101 240H99ZM107 241V240H106ZM115 241V240H114ZM120 241V240H119ZM118 241V242H119ZM126 241V240H125ZM127 241H128V239H127ZM127 241H126V243H127ZM162 241V240H161ZM233 241V240H232ZM72 242V241H71ZM85 242V241H84ZM83 242V243H84ZM99 242V243H100ZM110 242V241H109ZM130 242V241H129ZM143 242V241H142ZM152 242V241H151ZM150 242V243H151ZM164 242V241H163ZM219 242V241H218ZM229 242V241H228ZM59 243V242H58ZM82 243V246H81V244H80V247H84L83 244ZM86 243H87V241H86ZM85 243V244H86ZM103 243V242H102ZM107 243V242H106ZM116 243V242H115ZM114 243V244H115ZM150 243H148L149 245H150ZM202 243V242H201ZM57 244V243H56ZM62 244H64V243H62ZM111 244V243H110ZM118 244L119 243H117V248H116V250L118 249ZM124 244H125V242H123V246H124ZM131 244V243H130ZM130 244H129V246H130ZM180 244V243H179ZM194 244H197V245H195L194 246ZM208 244V243H207ZM206 243H205V245H207ZM58 245H60V243L59 244H57V246ZM75 245V244H74ZM88 245V244H87ZM113 245V244H112ZM157 245H159V247L157 248L156 246ZM172 245H171V247H172ZM200 245V244H199ZM216 245V244H215ZM242 245V246H243ZM260 245V244H259ZM61 246V245H60ZM89 246V245H88ZM88 246H87V248H88ZM115 246V245H114ZM132 246V245H131ZM130 246V247H131ZM152 246V245H151ZM162 246V245H161ZM203 247H204V245H202ZM243 246V247H244ZM101 247V246H100ZM203 247H202V249H203ZM256 247H257V245H256ZM58 248V247H57ZM63 248V247H62ZM79 248V247H78ZM78 248H73V249H75L76 251H80V252H82L80 249H78ZM105 248V247H104ZM104 248H103V250H104ZM122 248H125V247H122ZM128 248V247H127ZM127 248H125V249H127ZM133 248H135L134 246H133ZM144 248L146 249L145 251H144ZM153 248H151V249H153ZM194 248V249H193ZM213 248H214V246H213ZM212 248V249H213ZM215 248H216V246H215ZM242 248V247H241ZM260 248V247H259ZM59 249V248H58ZM64 249V248H63ZM62 249V250H63ZM84 249V248H83ZM109 249H111V248H109ZM115 249V248H114ZM114 249L113 250H111L110 252L109 251H107V253H111V254H113L112 253V251L114 252ZM119 249H121V248H119ZM119 249H118V254H119ZM124 249V250H125ZM162 249H158V251H161ZM198 250L197 252H195V251H192V250ZM257 250H259L258 248H256ZM262 249H264V248H262ZM61 250V249H60ZM65 250V249H64ZM63 250V251H64ZM105 250H106V248H105ZM123 250V249H122ZM121 250V251H122ZM128 250H131L130 248H128ZM136 249H134V251H135ZM139 250V251H140ZM170 250V249H169ZM245 250V249H244ZM261 250V249H260ZM86 251H88V249L86 250ZM96 251V250H95ZM204 251H205V249H204ZM212 251H214V250H212ZM242 251V250H241ZM262 251V250H261ZM104 252V251H103ZM102 252V253H103ZM123 252H126V251H123ZM122 252V253H123ZM131 252V251H130ZM137 252V251H136ZM165 253V251H162V253ZM190 252H192V253H190ZM200 252H202V251H200ZM206 252V251H205ZM204 252V254H207V253H209V252H207V253H205ZM255 252V251H254ZM84 253H86L85 251H84ZM116 253V252H115ZM121 253V254H122ZM147 253L149 254V253H152V252H150V250H149V252L147 251ZM153 253H156V251H154ZM159 253V252H158ZM157 253V254H158ZM89 254V253H88ZM129 254V253H128ZM135 254V253H134ZM142 253L140 252V255H141ZM160 254H161V252H160ZM194 254V255H195ZM216 254V253H215ZM241 254H242V252H241ZM241 254L239 255V256H241ZM257 254V253H256ZM86 255V254H85ZM156 255V254H155ZM154 255V256H155ZM162 255V254H161ZM161 255H160V257H161ZM201 255H203V254H201ZM89 256V255H88ZM93 256V255H92ZM145 255H143V257H142V259L144 260V259H146L147 260V258H146V256L144 257ZM149 256H150V254H149ZM151 256H153V254L151 255ZM150 256V257H151ZM158 256V255H157ZM156 256V258H159V256L157 257ZM169 256V257H168ZM262 256H264V254H262ZM98 257V256H97ZM97 257H94V258H97ZM101 257V256H100ZM99 257V258H100ZM148 257V256H147ZM194 257V259H196V257L195 256H193ZM201 257V256H200ZM203 257V256H202ZM204 257H206V255L204 256ZM214 257V256H213ZM253 257V256H252ZM256 257V256H255ZM259 257H260V254H259ZM101 258H103V257H101ZM140 258V257H139ZM149 258V257H148ZM152 259H153V257H151ZM151 258H150V260H151ZM162 258H164L163 256H162ZM161 258V259H162ZM258 258V257H257ZM89 259H90V257H89ZM93 260H95V259H93ZM97 260H99V259H97ZM141 260V259H140ZM154 260H157L158 261V259H154ZM174 260V261H173ZM252 260V259H251ZM92 261V260H91ZM100 261V260H99ZM148 261V260H147ZM161 261V260H160ZM198 261V260H197ZM197 261H195V262H197ZM200 261H202V259L200 260ZM206 261V260H205ZM261 261V260H260ZM144 262V261H143ZM194 262V261H193ZM195 262H194V264H195ZM254 262V261H253ZM257 262H259V259L257 260ZM262 262H264V261H262ZM84 263V262H83ZM92 263V262H91ZM103 263V262H102ZM207 263V262H206ZM205 263V264H206ZM78 264V263H77ZM81 264V263H80ZM105 264V263H104ZM116 264V263H115ZM147 264V263H146ZM150 264V263H149ZM158 264H159V262H158ZM170 264H171V262H170ZM201 264V263H200ZM257 264V263H256Z\"/></svg>",
    "mask_w": 264,
    "mask_h": 264
}]
</instances>
